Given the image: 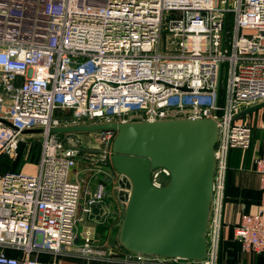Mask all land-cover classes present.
<instances>
[{
  "label": "built area",
  "instance_id": "2783aa9c",
  "mask_svg": "<svg viewBox=\"0 0 264 264\" xmlns=\"http://www.w3.org/2000/svg\"><path fill=\"white\" fill-rule=\"evenodd\" d=\"M261 102L264 0H0V118L11 125L0 123V154L15 147L22 130L41 128L35 171L0 175V264H56L32 256L43 251L89 261L115 255L94 246L88 231L76 241L80 186L68 177L74 160L65 145L82 142L50 128L188 117L217 118L205 257H119L131 264H217L228 151L250 143L238 114ZM57 108L74 119L54 118ZM262 109L253 159L261 188ZM97 132L110 157L113 131ZM167 177L164 168L150 170L154 186ZM103 197L98 184L81 211ZM231 231L241 251L264 253L262 210L240 214ZM6 247L22 256L6 255Z\"/></svg>",
  "mask_w": 264,
  "mask_h": 264
},
{
  "label": "water",
  "instance_id": "95a60500",
  "mask_svg": "<svg viewBox=\"0 0 264 264\" xmlns=\"http://www.w3.org/2000/svg\"><path fill=\"white\" fill-rule=\"evenodd\" d=\"M226 13L223 12V22ZM220 67V65H219ZM219 91V68L215 103ZM264 102L239 112L244 115ZM0 123H10L0 118ZM112 130L110 163L129 192L116 222L117 242L126 252L202 260L214 173L217 118H174L56 126L50 132ZM41 128L21 134L40 133ZM164 168L166 182L154 186L150 170Z\"/></svg>",
  "mask_w": 264,
  "mask_h": 264
},
{
  "label": "crops",
  "instance_id": "0c3cea01",
  "mask_svg": "<svg viewBox=\"0 0 264 264\" xmlns=\"http://www.w3.org/2000/svg\"><path fill=\"white\" fill-rule=\"evenodd\" d=\"M242 120L250 127V143L247 148H231L228 151L217 264H264V253L241 251L238 243L233 240L231 231L240 214L258 210L264 212V187H260L259 177L253 169V159L257 156L260 147L263 109L259 108L244 114ZM29 134L39 133L20 135L27 136ZM73 167L70 169L68 177L80 186L76 213V241L80 240L84 231H88L94 246L115 249L117 253L123 256V253L116 248L118 242L117 232H115L117 229L116 222L121 214V197L117 196L114 190L104 188L103 199L93 204L88 213H83L81 208L84 206L85 198L93 192L98 184L102 185L103 181L100 175L86 176L82 173L83 171L74 179L71 176ZM4 172L7 173L8 170ZM114 232L116 235L115 242H113ZM4 252L8 256L16 258L22 256L20 250L11 247L4 248ZM32 256H36L42 261L54 260L56 264H131L122 262L117 255L108 256L104 260L91 261L74 255H53L44 251L32 254Z\"/></svg>",
  "mask_w": 264,
  "mask_h": 264
},
{
  "label": "rangeland",
  "instance_id": "374dc122",
  "mask_svg": "<svg viewBox=\"0 0 264 264\" xmlns=\"http://www.w3.org/2000/svg\"><path fill=\"white\" fill-rule=\"evenodd\" d=\"M229 19L228 15L227 21ZM73 133L78 135L82 144L72 142L69 145H65L66 150L70 151L74 160L72 178H77L81 171L86 176L100 175L103 181V189L114 190L117 196L121 197V205L123 206L129 192L128 180L112 168L110 157L103 152L104 147L98 141V132ZM76 134H73L72 137L75 138ZM59 136H63V133L59 134ZM17 138L15 147L8 148L0 154V175L5 173V170H8V172L24 171L33 173L36 169L41 141L40 135H18ZM115 232H117V229ZM115 232L113 233V242L116 241Z\"/></svg>",
  "mask_w": 264,
  "mask_h": 264
},
{
  "label": "trees",
  "instance_id": "16d2710c",
  "mask_svg": "<svg viewBox=\"0 0 264 264\" xmlns=\"http://www.w3.org/2000/svg\"><path fill=\"white\" fill-rule=\"evenodd\" d=\"M52 116H53L54 118H57V119L61 120V121H69V120L74 119L73 116H72L71 111H70V110H66V109H58V108H57V109H55V110L53 111ZM116 248H117L118 250H120L121 253H123V254L126 252L125 250H123V249L119 246V244L116 245ZM114 253H115V255H117V256H121L120 253H117L115 249H114ZM218 253H219V251H218ZM216 263H217V261H216Z\"/></svg>",
  "mask_w": 264,
  "mask_h": 264
}]
</instances>
